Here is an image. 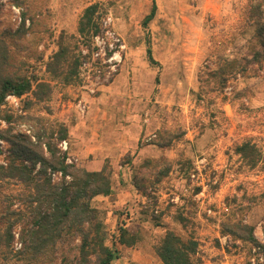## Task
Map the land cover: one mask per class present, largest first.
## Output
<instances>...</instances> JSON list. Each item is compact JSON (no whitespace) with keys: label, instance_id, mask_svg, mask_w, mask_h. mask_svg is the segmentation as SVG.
Returning <instances> with one entry per match:
<instances>
[{"label":"rangeland","instance_id":"obj_1","mask_svg":"<svg viewBox=\"0 0 264 264\" xmlns=\"http://www.w3.org/2000/svg\"><path fill=\"white\" fill-rule=\"evenodd\" d=\"M152 1L0 0V37L9 71L34 75L51 88L41 101L32 94L5 98L2 114L12 119L6 122L0 115V166L7 168L14 156L9 140L24 135L34 142L41 129H53L56 137L63 120H83L87 106L97 104L84 129L99 133L93 126L100 120L121 122L129 149L102 157L113 193L95 198L94 204L105 211L106 244L116 234L117 219L141 236L136 246L120 248L112 264H161L154 247L165 229L195 239L201 264H264L258 262L259 255L264 258V169L248 168L234 151L250 140L264 156V50L252 25L255 17L264 23V0H154L155 16L144 27ZM92 3L101 6L100 30L88 43L77 26ZM60 41L77 46L80 55L78 76L68 85L53 80L45 66ZM148 46L157 65L147 61ZM121 71L119 95L104 91ZM121 104L131 111L119 110ZM137 125L146 130L139 148L130 149ZM162 133L177 134V139L158 147L155 142H166L158 138ZM83 143L75 148L93 153L94 143ZM57 148L67 164L81 165L68 138ZM147 159L153 163L144 166ZM166 162L172 164L170 173L149 186L155 178L151 168L160 170ZM134 175L143 177L138 191L131 185ZM59 180L56 174L53 181ZM25 190L17 178L0 179V210L10 201L11 208L19 206L17 197ZM152 209L162 226L153 225ZM228 218L252 225L258 244L222 234L221 222ZM17 232L15 249L20 248ZM14 259L0 258V264Z\"/></svg>","mask_w":264,"mask_h":264},{"label":"trees","instance_id":"obj_2","mask_svg":"<svg viewBox=\"0 0 264 264\" xmlns=\"http://www.w3.org/2000/svg\"><path fill=\"white\" fill-rule=\"evenodd\" d=\"M156 9L153 0L149 12L142 20L144 27L153 20ZM100 11L101 6L98 3L89 4L83 9L79 19L77 34L88 43L100 30ZM22 24L24 25V22ZM252 25L255 27L256 41L264 50V23L259 17H255ZM24 32L25 30L21 29L20 33ZM76 49L77 46L72 47L63 41L57 44L56 50L45 63L46 71L53 80L65 85L74 82L81 63ZM146 56L150 65L158 64L149 46L146 48ZM9 59L4 38L0 37V115L6 122L12 119L10 115L2 114L1 107L7 96L21 98L32 94L35 100L41 101L48 97L51 91L47 82L34 75L10 72ZM31 103V100H27V104ZM33 138L34 142L24 135L16 140H9L14 156L7 168L0 166V179L17 178L26 189L17 197L19 206L11 208L13 202L10 201L0 210V258H15V263L11 264H56L58 257V264H112L119 258L120 248L136 246L141 241L139 232L128 229L124 221L118 223L119 219L116 234L110 238V243L106 244L105 211L94 204L95 198L108 197L113 193L111 172H107L105 163L99 169L67 164L66 155L59 153L57 148L59 142L67 139L64 125L58 126L56 137L53 129L50 132L41 129ZM158 138L166 142L159 140L160 142L154 144L167 147L173 139H177V134L162 133ZM234 151L248 168L261 166L264 169V156L250 140L242 141ZM151 163L153 161L147 159L144 166ZM171 168L170 162H166L160 170L158 165H154L151 170L155 178L150 181L149 186L167 176ZM54 174H59V181H53ZM139 179L143 177L134 175L131 182L133 189L137 191L141 188ZM9 198L10 196H6L4 199ZM153 211L154 209L151 210L153 225L162 226L159 215H154ZM114 214L121 217L123 212ZM125 215H128L127 212ZM177 221L184 226L182 216H178ZM220 226L222 234L258 244L252 225L228 218L223 220ZM15 229H18L19 249L13 246ZM262 233L264 240V225ZM262 247L264 249V245ZM197 248L198 242L195 239L190 237L184 240L172 230L165 229L154 247V252L161 264H201Z\"/></svg>","mask_w":264,"mask_h":264},{"label":"crops","instance_id":"obj_3","mask_svg":"<svg viewBox=\"0 0 264 264\" xmlns=\"http://www.w3.org/2000/svg\"><path fill=\"white\" fill-rule=\"evenodd\" d=\"M123 73L124 72L121 71L115 77L113 84L110 87H107V89L104 88V91H107V93L113 92V93H111V95L113 94L114 96L119 95L120 90L122 88H120V86L117 84L118 83L122 84ZM87 107H88V109L86 110L87 114L83 116L84 117L83 120H80L77 118L76 122H73L71 124L66 119V120H63V122L65 123V124L64 123L63 124L67 130V138H68L69 143H70L71 153L74 152L73 150L76 151V154L78 155V159L80 160L82 166L89 168V169H99L103 163L102 157L104 155H108L109 153H113L114 156H119L120 154L122 155V153L124 151L129 150L128 147H126V146H128V142H126L124 140V131L126 129L122 125L121 122L116 123V122L112 121L109 123V122H107V120L105 122H101V120H100V126H98L97 128L93 126V129H96V131L99 133H96V132H90L89 133L88 130L84 129V127L90 126L89 123H90V121H92V113L91 112L96 107H98V105L91 103ZM118 109L119 110L125 109L126 111H131L129 109V106L123 107L122 104L118 107ZM84 111H85V108L83 109V112ZM134 116H136V115H134ZM144 130H146V129H144V127H142V125L136 126V128L134 130L135 138H134L133 142L129 143L130 149H138L139 148V141H140L139 138H140V136ZM79 142H84L82 145L87 144V142H88V144L93 142L94 143V145L92 147L94 149L93 153H91L90 150H89V152H85L86 147L83 148V151L75 148V143H79ZM139 150H138V154H140V152H141V150L140 151ZM88 153H90V154H88ZM103 198L105 199L108 197H103Z\"/></svg>","mask_w":264,"mask_h":264},{"label":"built area","instance_id":"obj_4","mask_svg":"<svg viewBox=\"0 0 264 264\" xmlns=\"http://www.w3.org/2000/svg\"><path fill=\"white\" fill-rule=\"evenodd\" d=\"M95 37H96V36H95ZM95 39H97V37H96ZM95 55L97 56L98 54H95ZM80 107H81V106H80ZM82 109H83V108L81 107V110H82ZM55 175H56V174H54V177H55ZM258 258H259V259H258V262H263L264 258H263L262 255H259Z\"/></svg>","mask_w":264,"mask_h":264}]
</instances>
